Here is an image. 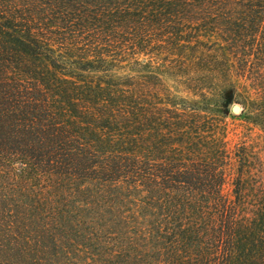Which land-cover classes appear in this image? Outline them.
I'll return each mask as SVG.
<instances>
[{
    "label": "trees",
    "instance_id": "1",
    "mask_svg": "<svg viewBox=\"0 0 264 264\" xmlns=\"http://www.w3.org/2000/svg\"><path fill=\"white\" fill-rule=\"evenodd\" d=\"M155 44L186 93L143 86ZM240 95L264 130V0H0V264H264Z\"/></svg>",
    "mask_w": 264,
    "mask_h": 264
},
{
    "label": "rangeland",
    "instance_id": "2",
    "mask_svg": "<svg viewBox=\"0 0 264 264\" xmlns=\"http://www.w3.org/2000/svg\"><path fill=\"white\" fill-rule=\"evenodd\" d=\"M155 39V37L146 38L147 41ZM167 40L168 38L164 39V41ZM182 50L183 49L175 52L171 51L167 46L164 48V45L159 46L155 44L154 49L149 51L150 53L141 55V79L145 89L147 88V90L152 91L164 89L163 93L174 95L175 91H177L175 87H179L178 91L180 93H186L187 87L189 83H191L189 80V73H191V65L189 63L191 62L188 60L189 54L188 56L186 53L183 54ZM197 55L199 56L200 54L198 53ZM176 66L182 68H175ZM148 71H154V73L168 71L169 74L167 79H163L160 74H155L148 78ZM162 85H164V87H162ZM246 99V95H240L239 98H234L230 106L238 105L240 107V112L237 114L233 113L230 108V111L224 117L220 118V128L226 135L225 140L228 141L231 146H249L250 154L248 164L251 167L249 176L263 177L264 174L257 173L256 169L259 163L264 165V130L242 115L245 112V110L243 112V100L246 101ZM223 191L224 193H230V186L226 185Z\"/></svg>",
    "mask_w": 264,
    "mask_h": 264
},
{
    "label": "water",
    "instance_id": "3",
    "mask_svg": "<svg viewBox=\"0 0 264 264\" xmlns=\"http://www.w3.org/2000/svg\"><path fill=\"white\" fill-rule=\"evenodd\" d=\"M231 108V111L233 113H239L240 112V107L238 105H232V106H229Z\"/></svg>",
    "mask_w": 264,
    "mask_h": 264
}]
</instances>
